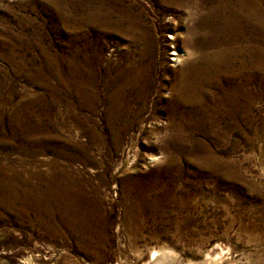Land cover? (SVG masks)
Masks as SVG:
<instances>
[{"label":"rangeland","instance_id":"obj_1","mask_svg":"<svg viewBox=\"0 0 264 264\" xmlns=\"http://www.w3.org/2000/svg\"><path fill=\"white\" fill-rule=\"evenodd\" d=\"M249 1L264 16V0ZM187 14L170 0H0V264H264V97L230 132L209 124L180 141L163 128L168 37L185 38ZM237 18L254 38V17ZM228 42L248 48L237 66L249 54L256 63L258 41ZM148 63L144 100L115 94L132 66ZM129 110L137 113L115 148L126 117L111 129L106 118ZM218 159L232 160L231 176ZM137 182L152 191L142 195ZM61 184L81 201L76 227H91L100 263L42 197Z\"/></svg>","mask_w":264,"mask_h":264},{"label":"bare ground","instance_id":"obj_2","mask_svg":"<svg viewBox=\"0 0 264 264\" xmlns=\"http://www.w3.org/2000/svg\"><path fill=\"white\" fill-rule=\"evenodd\" d=\"M170 1L176 8H187V20L190 22L184 31L185 38L180 42L182 48L179 47L180 43H175L179 37H168L173 40L170 44L174 45L170 54L172 56L170 67H173L171 70L164 67L163 77L158 86V98H161L164 82L169 77L168 103L170 104L165 109L168 120L167 125L163 127L165 134L173 132L175 140L182 141L183 134L191 131L190 128L193 127L205 129L210 124L212 126L209 127L223 128L230 132L235 127L245 126L250 119V108L255 99L264 97V49L261 48L264 38V16L262 12L256 4H252L249 0H237L239 9H236L230 0H220L219 3L215 0ZM210 1L213 2L212 5ZM238 16L244 22H248L250 16L254 17L252 22L256 34L254 38L253 35H244L242 28L237 24ZM220 17H222V22L219 23L218 18ZM233 39L236 41L242 39L246 45L251 42V39L258 41L257 60L254 65L250 63L252 56L249 54L247 62H242L237 66L238 55L248 54V48L229 46L228 40ZM151 65L152 63H148L142 68L132 66L133 68L126 75L123 88L120 87L115 94L121 95L120 93L125 88L135 93L138 101L144 100L147 95L146 80ZM136 113L129 110L127 115L117 112L105 117L110 129L112 124L116 125L118 121H122V117H126L110 139V144L115 148L122 130H129ZM223 117H230L236 122L222 127L220 119ZM171 141L170 137L168 139L165 137L161 142L167 146ZM206 154L207 161L214 160V156L208 150ZM207 161L205 163H208ZM216 162L225 168L223 177L231 176L232 160L228 159L225 162L218 159ZM149 177L151 178L149 182L152 183L155 177L153 175ZM169 178L172 177L169 175ZM62 185H55L51 195L42 197L46 200H53L56 205L53 209L58 208L56 214L59 222L67 227L70 236L74 237L80 233L77 246L94 256L95 263H100L103 261V256L97 253V249L93 250L88 245L92 240L91 227L89 225L82 228L80 225L76 227L78 219L83 217L84 212L81 201H74L75 194L64 192L66 189L62 190ZM136 185L142 195L147 196V193L152 191L150 184L143 187L140 182H137ZM137 209L139 221L144 209L141 205H138ZM78 210H81L80 214H77ZM141 230L142 222L140 221L135 228L136 234L140 235ZM99 245L101 246L102 243ZM157 263L158 260H155L151 264Z\"/></svg>","mask_w":264,"mask_h":264}]
</instances>
